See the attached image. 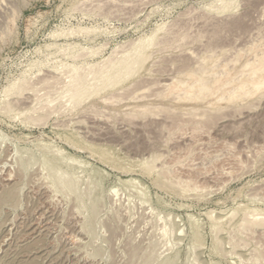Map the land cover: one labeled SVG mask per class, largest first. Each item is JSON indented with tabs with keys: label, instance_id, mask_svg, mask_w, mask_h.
Segmentation results:
<instances>
[{
	"label": "rangeland",
	"instance_id": "1",
	"mask_svg": "<svg viewBox=\"0 0 264 264\" xmlns=\"http://www.w3.org/2000/svg\"><path fill=\"white\" fill-rule=\"evenodd\" d=\"M260 81L264 0H0V264H264Z\"/></svg>",
	"mask_w": 264,
	"mask_h": 264
},
{
	"label": "bare ground",
	"instance_id": "2",
	"mask_svg": "<svg viewBox=\"0 0 264 264\" xmlns=\"http://www.w3.org/2000/svg\"><path fill=\"white\" fill-rule=\"evenodd\" d=\"M237 21H238V20H237ZM229 22H230V21H229ZM234 22H235V20H234ZM238 22H239V21H238ZM238 22H236V23H238ZM240 23H241V22H240ZM240 23H238V24L240 25ZM234 24H235V23H234ZM234 24H233V25H234ZM228 25H229V23H228ZM230 25H231V24H230ZM234 26H235V25H234ZM234 26H233V27H234ZM241 26H242V25H241ZM229 27H230V26H229ZM164 38H165V37H164ZM164 38H163V39H164ZM168 38H169V37H168ZM182 38H184V37H182ZM164 40L166 41V44H167V42L170 43L169 41L166 40V38H165ZM176 40H177V39H176ZM178 40H179V39H178ZM178 40H177V41H178ZM161 41H163V40H161ZM171 41H173V40L171 39ZM180 41H183V40L180 39ZM180 41H178V43H179ZM159 42H160V41H159ZM163 42H164V41H163ZM175 42H176V41H175ZM164 43H165V42H164ZM178 43H177V45H178ZM171 44H172V43H170V45H171ZM174 44H176V43H174ZM174 44H173V46H174ZM159 45H163V43H162V44L160 43ZM168 45H169V44H168ZM183 45H184V44H183ZM163 46H164V45H163ZM175 46H176V45H175ZM178 47H179V45H178ZM208 47H210V46H208ZM163 48H165V46H164ZM160 49H161V48H160ZM166 49H167V48H166ZM169 49H171V48H169ZM163 50H164V49H163ZM160 52H161V51H160ZM183 52H184V51H183ZM184 55H185V54H184ZM188 55H189V54H188ZM149 56H150V55H149ZM187 57H189V56H187ZM185 58H186V57H185ZM194 58H195V57H194ZM147 59H149L148 56H147ZM187 59H188V58H187ZM190 59H191V58H190ZM145 60H146V59H145ZM184 60H186V59H184ZM188 60H189V59H188ZM180 61H181V60H180ZM189 61H190V60H189ZM191 61H193V60H191ZM184 63H185V61H184ZM186 63H187V62H186ZM201 63H202V62H201ZM197 64H198V63H197ZM183 65H184V64H183ZM198 66H199V65H198ZM201 67H203V66L201 65ZM201 67H200V68H201ZM200 68H197V70H198V69L200 70ZM201 69H202V68H201ZM199 70H198V71H199ZM200 71H201V70H200ZM195 72H196V71H195ZM205 72H206V71H205ZM199 73H200V72H199ZM203 73H204V72H203ZM202 75H203V74H202ZM252 76H253V75H252ZM200 78H201V77H200ZM200 78H199V79H200ZM163 79H164V78H163ZM170 79H171V78H170ZM201 79H202V78H201ZM45 80H46V79H45ZM47 81H48V80H47ZM164 81H166V79H164ZM203 81H204V79H203ZM205 82H206V81H204V83H205ZM27 83H28V82H27ZM27 83H26V85H27ZM44 83H46V82H44ZM48 83H52V82H48ZM147 83H148V82H147ZM151 83H152V82H151ZM151 83H150V84H151ZM154 83H155V82H154ZM196 83H197V82H196ZM206 83H207V82H206ZM23 84H25V83H23ZM167 84H168V83H167ZM200 84H203V83H200ZM261 84L264 85V81H260V82H258V85H261ZM29 85H30V84H28V86H29ZM46 85H47V84H46ZM48 85H49V84H48ZM203 85H206V86H207V84H203ZM228 85H229V84H228ZM21 86H22V85H21ZM24 86H25V85H24ZM24 86H23V88H24ZM161 86H162V85H161ZM190 86H191V85H190ZM206 86H204L203 89H205ZM176 87H177V86H176ZM257 87H258V86H257ZM261 87H262V86H261ZM261 87H260V88H261ZM19 88H20V87H19ZM23 88H22V89H23ZM139 88H140V87H139ZM149 88H151V86H150ZM178 88H179V87H178ZM191 88H192V87H191ZM200 88H201V87H200ZM207 88H208V86H207ZM260 88H259V89H260ZM22 89H20V90H22ZM24 89H25V88H24ZM152 89H153V88H152ZM155 89H156V88H155ZM201 89H202V88H201ZM201 89H200V90H201ZM234 89H235V88H234ZM239 89H240V88H239ZM209 90H210V89H209ZM151 91H152V90H151ZM151 91H149V92H151ZM153 91H154V90H153ZM201 91H202V90H201ZM232 91H234V90H232ZM250 91H251V90H250ZM46 92H47V91H46ZM149 92L147 91V95H148ZM124 93H125V92H124ZM126 93H127V92H126ZM153 93H154V92H153ZM155 93H156V92H155ZM155 93H154V94H155ZM247 93H250V92H247ZM121 94H122V93H121ZM121 94H120V96H121ZM132 94H133V93H132ZM123 95H124V94H123ZM127 95H128V94H127ZM129 95H131V94H129ZM141 95H145V94H141ZM171 95H172V94H171ZM173 95H174V94H173ZM179 95H180V94H179ZM116 96H118V95H116ZM120 96H119V97H120ZM154 96H155V95H154ZM154 96H153V97H154ZM176 96H177V95H176ZM223 96H224V95H223ZM112 97H114V95H113ZM138 97H139V96H138ZM145 97L147 98V97H149V96H145ZM179 97H180V96H179ZM224 97H225V96H224ZM109 98H110V97H109ZM109 98H108V99H109ZM120 98H121V97H120ZM120 98H118V99H120ZM139 98H140V97H139ZM158 98H159V97H158ZM173 98H175V97H173ZM105 99H106V98H105ZM105 99H104V100H105ZM108 99L105 100V101H109ZM115 99H117V98L115 97ZM134 99H135V98H134ZM140 99H142V98H140ZM220 99H222V98H220ZM102 100H103V99H102ZM104 100H103V101H104ZM112 100H114V99H111V102H112ZM114 101L116 102L117 100H114ZM114 101H113V102H114ZM120 101H121V100H120ZM118 102H119V100H118ZM113 104H115V103H113ZM149 107H150V106H149ZM151 107L153 108V106H151ZM158 107H159V106H158ZM168 107H169V106H168ZM142 108H143V107H142ZM147 108H148V107H145L146 111H145V109L143 108L144 112H146V113L151 112V111H148V112H147ZM152 108H151V109H152ZM162 108H163V107H160L161 110H162ZM164 108H165V106H164ZM164 108H163V109H164ZM169 108H170V107H169ZM169 108H168V109H169ZM171 108H172V107H171ZM192 109H193V108H192ZM195 109H196V108H195ZM141 110H142V109H141ZM170 110H171V109H170ZM193 110H194V109H193ZM197 110H198V108H197ZM197 110H196V111H197ZM168 111H169V110H168ZM168 111H167V112H168ZM172 111H174V110H172ZM172 111H171V113H172ZM194 111H195V110H194ZM198 111H199V110H198ZM219 111H220V109H219ZM219 111L216 110V111H213V112L216 113V112H219ZM128 112H129V111H128ZM141 112H143V111H141ZM144 112H143V113H144ZM169 112H170V111H169ZM174 112H175V111H174ZM199 112H200V111H199ZM201 112H202V111H201ZM203 112H204V113H203ZM203 112H202V113H203L204 115L208 116V117H210L212 114H213V115L215 114V113H211V115H210V113L207 112V113L209 114V115H207V113L205 114V110H204ZM210 112H212V111H210ZM138 113H139V112H138ZM164 113H165V112H164ZM191 113H192V112H191ZM194 113H195V112H194ZM202 113H201V114H202ZM144 114H145V113H144ZM173 114H174V113H173ZM187 114H188V113H187ZM192 114H193V113H192ZM218 114H219V113H218ZM133 115H134V114H133ZM166 115H168V114H166ZM169 115H170V114H169ZM194 115H195V114H194ZM196 115H197V114H196ZM125 116H126V115H125ZM128 116H129V115H128ZM191 116H192V115H191ZM191 116H190V117H191ZM174 117H175V114H174ZM177 117H179V116L177 115ZM200 117H201V116H200ZM204 117H205V116H204ZM172 118H173V117H172ZM172 118H171V119H172ZM175 118H176V117H175ZM191 118H192V117H191ZM211 118H213V117H211ZM178 119H179V118H178ZM178 119H177V120H178ZM203 119H205V118H203ZM207 119H208V118H207ZM179 120H181V119H179ZM205 120H206V119H205ZM212 120H213V119H212ZM165 121H166V120H165ZM171 121H172V120H171ZM171 121H170V122H171ZM203 121H204V120H203ZM174 123H175V122H174ZM177 123H178V122H177ZM148 167H149V166H148Z\"/></svg>",
	"mask_w": 264,
	"mask_h": 264
}]
</instances>
